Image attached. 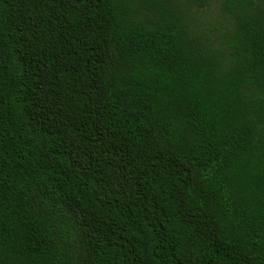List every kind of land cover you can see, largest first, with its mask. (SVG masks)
Returning <instances> with one entry per match:
<instances>
[{
	"label": "trees",
	"instance_id": "16d2710c",
	"mask_svg": "<svg viewBox=\"0 0 264 264\" xmlns=\"http://www.w3.org/2000/svg\"><path fill=\"white\" fill-rule=\"evenodd\" d=\"M0 264H264V0H0Z\"/></svg>",
	"mask_w": 264,
	"mask_h": 264
},
{
	"label": "rangeland",
	"instance_id": "374dc122",
	"mask_svg": "<svg viewBox=\"0 0 264 264\" xmlns=\"http://www.w3.org/2000/svg\"><path fill=\"white\" fill-rule=\"evenodd\" d=\"M215 5H212L209 10H207L204 14V16H207L209 18H214L216 16V9L214 7Z\"/></svg>",
	"mask_w": 264,
	"mask_h": 264
}]
</instances>
